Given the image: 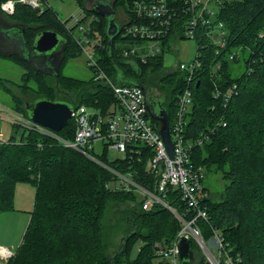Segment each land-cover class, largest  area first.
<instances>
[{"label":"trees","instance_id":"1","mask_svg":"<svg viewBox=\"0 0 264 264\" xmlns=\"http://www.w3.org/2000/svg\"><path fill=\"white\" fill-rule=\"evenodd\" d=\"M74 1L84 11L76 26L82 27L81 23L90 17L84 32L88 39L97 38L94 49L99 68L112 80L119 70L139 85L157 88L163 94L162 105L169 123L175 115L178 94L185 86L189 88L187 135L199 137L213 129L208 140L194 148L193 164L204 171L202 183L208 173L218 174L226 181L215 200V195L202 184V191L207 194L202 201L207 220L199 218L196 225L205 242L214 233L222 238L224 253L232 264H264V0L211 1L208 6L210 10L215 7L214 20H210V14L208 27L194 29L193 62L197 65L188 82L187 72L163 67L164 53L171 51L175 42L188 38L190 14L183 0H165L175 13L169 20L168 34L159 42L160 52L145 64L121 54L141 42L121 35L125 27L139 22L132 13L136 0L111 1L115 16L120 10L123 18L114 16L118 33L112 38L109 51L106 19L92 7L84 8V0ZM0 17L14 24L5 26L0 22V58L23 70L20 83L10 82L14 92L12 86L0 80V90L9 94L10 110L16 116L30 121L25 106L39 99L63 102L73 109L92 106L103 110L114 102L106 84L93 78L84 82L62 75L66 59L79 54L80 47L74 36L75 27L62 22L46 0L42 1L40 12L16 3L12 14L0 9ZM219 23L224 32L222 46L208 36L209 30ZM7 30L11 33H5ZM43 31L55 32L61 38L58 74L53 67L51 77L39 66L38 58H26L27 53L34 55L33 41ZM241 55L242 66L231 67L240 63ZM90 68L94 73L95 69ZM18 126L11 123L13 133ZM74 129L71 119L54 133L71 141ZM148 156L145 151L123 159L103 154L96 157L100 165L35 129L22 126L18 136L11 134L0 143V214L12 210L16 184L35 187V196L22 240L4 264H167L165 258L157 256L155 245L169 246L181 228L180 222L160 204L143 210L139 193L120 184L114 174L128 176L133 183L154 192L158 178L146 170ZM166 192L163 201L184 220L189 219L191 211L189 214L178 191L168 188ZM116 204L125 205L120 211L121 227L118 226L123 235L113 239L114 226L105 224L106 214ZM190 250L193 260H180V264H210L194 240H190ZM224 263L225 257L221 256L220 264Z\"/></svg>","mask_w":264,"mask_h":264},{"label":"built area","instance_id":"2","mask_svg":"<svg viewBox=\"0 0 264 264\" xmlns=\"http://www.w3.org/2000/svg\"><path fill=\"white\" fill-rule=\"evenodd\" d=\"M43 0H5L0 4V9L6 14H12L16 3L27 5L35 10L41 11ZM212 0H183V4L188 14V38L195 36V28L208 27L210 24L209 9ZM132 13L139 19L138 23H134L125 27L121 31L123 38L132 36L140 39V43L131 45L122 51V56L141 64L160 52L159 42L168 32L169 20L172 19L173 10L169 9L165 0H136L134 1ZM142 19V20H140ZM143 20H146L144 22ZM222 25L219 23L217 27L209 30L208 36L212 41L220 46L224 43V32L220 30ZM218 28V29H217ZM82 30V27H79ZM85 41L88 38L83 34ZM99 46V43H96ZM87 66L95 69L93 80L101 82L110 87L114 102L108 104L103 110L92 106H79L73 110L71 119L75 125L73 140L66 141L55 135L53 131L37 126L36 124L22 119L23 126L35 129L38 132L56 138L62 146L83 153L88 158L102 165L94 154L95 143L102 144L103 151H110L115 156L125 158L126 156H138L140 152L149 153L146 160V170L153 173L157 177L154 192L133 183L128 176L114 174L119 178L120 184L126 187H133L143 198L142 209L150 210L154 204H160L167 210L171 211L181 224V228L176 234L174 240L169 246L161 247L158 244L156 254L165 258L167 264H180L178 244L181 238L194 240L202 250L206 260L210 264H220L221 256L225 257L224 264H232L228 256L224 253L222 238L214 233L213 237L205 242L202 239L200 229L196 225L197 219L207 220L206 207L203 199L207 194L202 191V178L204 171L200 166H196L192 161L194 148L201 146L209 138V134L213 132L211 128L208 132L199 137L187 135L186 115L191 105V91L187 86L181 94H178L176 101V111L172 121L168 122V130L170 134V142L172 145V156L170 157L163 139L159 134L160 123L147 114V96L157 88L148 85H132L121 84L114 86L113 80L99 68L96 61L95 49L91 54H87ZM195 62L184 64L179 62L177 67L179 70L187 72V82L193 77ZM142 86V87H141ZM216 96L219 92H216ZM70 119V120H71ZM15 123V121H12ZM7 140L3 138L0 132V143ZM140 146L142 148H140ZM113 158V157H112ZM175 189L178 191L181 202L188 209L191 217L187 220L177 214L171 205L163 201V197L167 193V189ZM185 217V216H184ZM212 243L217 256H213L207 248L206 243ZM12 253L0 247V257L7 259Z\"/></svg>","mask_w":264,"mask_h":264},{"label":"rangeland","instance_id":"3","mask_svg":"<svg viewBox=\"0 0 264 264\" xmlns=\"http://www.w3.org/2000/svg\"><path fill=\"white\" fill-rule=\"evenodd\" d=\"M94 0H84V8H91V4ZM112 1V0H109ZM47 5L51 7L57 14L62 22H66L68 27L73 28L74 36L76 37L77 44L80 47V53L69 57L66 59L65 63L61 68L62 75L65 77H71L80 81L88 82L93 76V70L87 66V54H91L94 50V43L97 38L88 39L87 42L83 37L85 33L84 30L87 27V23L90 17L81 23L82 30H79L77 21H79L83 15L84 11L79 7L74 0H46ZM216 12L215 7L211 6V16L210 20H214V13ZM116 19L123 18V13L118 10L116 12ZM6 18L0 17V22L5 26H12L13 23L6 21ZM196 56V45L192 38H185L174 43L172 50L165 52L163 55V67L166 70H174L179 62L184 64H189L194 60ZM61 53L58 55L59 64L61 62ZM242 66V55L239 64H231V67L238 68ZM57 68V67H56ZM48 71V70H47ZM47 73L51 77V72ZM106 72L105 70H103ZM23 70L16 66L15 64L8 62L7 60L0 58V80L7 83V85L12 86L13 92L15 91L14 85L10 82L20 83V77ZM107 74V72H106ZM49 78V77H48ZM53 80V79H52ZM32 87L34 84L30 82ZM17 92V91H16ZM9 94L7 92L0 90V132L4 139L8 138L11 134L18 136L22 132V122L18 120L17 116L12 113L9 106ZM12 121H15L20 126L16 133H13L11 128ZM60 138V137H59ZM62 139V138H61ZM94 155L95 157H101L103 154L107 158L114 157V154L110 151H103L102 144L100 142L95 143ZM92 160V159H91ZM94 161V160H93ZM97 163V162H96ZM203 187H205L211 195L213 200L217 198V195L224 188L226 181L221 179L220 175L208 173L203 180ZM35 187L28 183H18L16 184L13 192L12 199V210L5 211L0 214V244L8 245L11 248V253H14L18 248L22 237L24 235L25 229L30 220V212L33 207ZM215 197V199H214ZM125 205L116 204L115 207L106 214V226L113 225L114 228L112 234L113 239H118L120 235H123V229H121L120 222V211ZM120 226V227H118ZM115 233V234H113ZM110 234V235H111ZM263 236V234H262ZM208 251L215 257L217 256L214 246L212 243H206ZM137 245L134 247L133 254L135 256L137 251ZM5 259L0 257V264H4Z\"/></svg>","mask_w":264,"mask_h":264},{"label":"water","instance_id":"4","mask_svg":"<svg viewBox=\"0 0 264 264\" xmlns=\"http://www.w3.org/2000/svg\"><path fill=\"white\" fill-rule=\"evenodd\" d=\"M91 7L96 14L104 17L107 21L106 35L109 39L106 50L109 51L111 40L118 33V23L114 19L115 11L113 9V3L109 0H94ZM59 46L61 47V38L55 32L43 31L35 37L32 45V52L38 55L50 56V53ZM55 70V74L57 75L58 67ZM124 82L140 86L136 81L127 78L121 71L117 70L113 80L114 86L121 85ZM162 102L163 94L155 91L147 96L146 109L149 117L160 123L159 134L161 135L165 148L171 157L172 145L168 130V116ZM25 107L28 119L32 123L53 132H59L68 121H70L71 114L74 110L73 107L66 103L51 101L48 99H39L27 103ZM178 251L180 260L188 262L193 260V255L190 250V240L181 238L178 244Z\"/></svg>","mask_w":264,"mask_h":264},{"label":"flooded vegetation","instance_id":"5","mask_svg":"<svg viewBox=\"0 0 264 264\" xmlns=\"http://www.w3.org/2000/svg\"><path fill=\"white\" fill-rule=\"evenodd\" d=\"M11 30H7L5 33H11ZM59 51H60V46L56 47L51 53L50 56H46V55H38V54H34L31 55L30 53L26 54V58L33 56L35 58H38L39 62V66L42 68L43 71H50L52 72V68L57 67V59H58V55H59ZM54 70V68H53ZM47 71V72H48ZM157 101V100H156Z\"/></svg>","mask_w":264,"mask_h":264},{"label":"crops","instance_id":"6","mask_svg":"<svg viewBox=\"0 0 264 264\" xmlns=\"http://www.w3.org/2000/svg\"><path fill=\"white\" fill-rule=\"evenodd\" d=\"M0 247H1V248H4V249H7V250H9V251H11V248H8V245H6V244H5V245H1V244H0Z\"/></svg>","mask_w":264,"mask_h":264}]
</instances>
